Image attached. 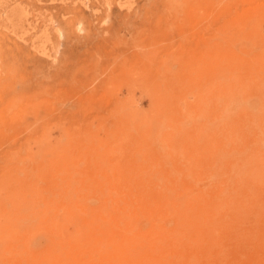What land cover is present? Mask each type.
Listing matches in <instances>:
<instances>
[{
    "label": "rangeland",
    "instance_id": "1",
    "mask_svg": "<svg viewBox=\"0 0 264 264\" xmlns=\"http://www.w3.org/2000/svg\"><path fill=\"white\" fill-rule=\"evenodd\" d=\"M57 263L264 264V0H0V264Z\"/></svg>",
    "mask_w": 264,
    "mask_h": 264
},
{
    "label": "bare ground",
    "instance_id": "2",
    "mask_svg": "<svg viewBox=\"0 0 264 264\" xmlns=\"http://www.w3.org/2000/svg\"><path fill=\"white\" fill-rule=\"evenodd\" d=\"M219 2V1H218ZM171 6V5H170ZM223 10V9H222ZM219 11V10H218ZM215 19V18H214ZM168 23V22H167ZM169 24V23H168ZM173 25V24H172ZM148 29V28H147ZM172 31V30H171ZM178 33V32H177ZM220 33V32H219ZM226 33V32H225ZM222 34H224V33H222ZM238 34V33H237ZM222 37V36H221ZM220 37V38H221ZM224 37V36H223ZM228 39V38H227ZM229 40V39H228ZM174 50V49H173ZM213 50V49H212ZM149 51V50H148ZM174 53V52H173ZM172 55V54H171ZM212 58V57H211ZM192 66V65H191ZM102 126V125H101ZM223 193H224V196H227V190L225 189H223ZM117 258H119V255H117ZM117 263V262H116ZM116 263H113V264H116ZM57 264H59V263H57ZM118 264H120V263H118Z\"/></svg>",
    "mask_w": 264,
    "mask_h": 264
}]
</instances>
